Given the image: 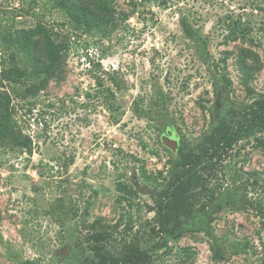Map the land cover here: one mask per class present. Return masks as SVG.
I'll list each match as a JSON object with an SVG mask.
<instances>
[{
  "label": "rangeland",
  "instance_id": "374dc122",
  "mask_svg": "<svg viewBox=\"0 0 264 264\" xmlns=\"http://www.w3.org/2000/svg\"><path fill=\"white\" fill-rule=\"evenodd\" d=\"M116 6L115 25L102 35L75 31L49 0H0V23L43 21L69 44L63 79L26 99L16 96L19 85L6 86L17 129L32 143L31 150L0 147V264H69L72 229L86 207L88 221L122 220L120 235L136 234L151 264H264V228L250 206H227L218 194L174 234L155 237L157 213L148 208L177 160L212 131L224 109L264 92V0H117ZM182 17L199 41L184 33ZM232 21L249 29L246 37L228 38ZM244 63L256 69L249 74ZM169 130L180 137L177 151L162 142ZM221 164L231 167L219 171L225 186L235 170L242 181L253 183L254 173L264 181V146L253 136L242 140ZM250 183L240 194L255 199L259 191ZM216 241L223 257L214 258ZM239 241L250 247L235 254Z\"/></svg>",
  "mask_w": 264,
  "mask_h": 264
},
{
  "label": "trees",
  "instance_id": "16d2710c",
  "mask_svg": "<svg viewBox=\"0 0 264 264\" xmlns=\"http://www.w3.org/2000/svg\"><path fill=\"white\" fill-rule=\"evenodd\" d=\"M51 7L61 11L67 23L75 30L85 33L106 35L115 25L117 0H49ZM181 24L184 33L195 41H199V33L186 17ZM249 29L241 22L230 23L228 38L246 37ZM69 44L64 34L54 25L39 21L29 27H15L8 21L0 23V147H28L31 141L17 129L13 97L6 89L8 84L22 87L16 96L26 99L36 97L44 90L52 79L61 80L65 75V61ZM246 50L241 55L246 56ZM250 74L256 67L243 64ZM253 69V70H252ZM227 88L231 79L221 77ZM250 76L246 78L249 81ZM250 93L254 91L250 89ZM148 115L149 111H142ZM264 92L246 103H231L221 114L212 131L195 146L191 153L179 158L175 164L169 181L161 188L154 199V205H148L150 211L156 210V220L152 227L153 235H172L195 216V209L205 211L208 204L220 194L227 206L249 207L260 217L264 228V181L258 173L253 183L242 181L239 171L229 175L230 183L219 177L222 166L231 170L229 165L221 162L234 150L237 143L249 140L252 136L258 146H264ZM206 174V177H205ZM207 175L214 179L209 186ZM249 183L258 192L255 199H248L240 194L248 188ZM126 185L119 183L118 190L122 198L133 206V200L125 195ZM207 198L202 200L201 195ZM171 210H167L169 205ZM89 209L82 213L79 225L72 229V242L75 254L70 257L69 264H151L152 255L142 247L141 239L132 234L129 238L120 235V220L114 225L102 223L100 220L88 221ZM127 225L125 232L133 230ZM79 230L80 235L77 233ZM207 234L216 239L211 229ZM250 247L249 241L233 243L235 254L244 253ZM214 258L223 257L220 246L214 243Z\"/></svg>",
  "mask_w": 264,
  "mask_h": 264
},
{
  "label": "water",
  "instance_id": "95a60500",
  "mask_svg": "<svg viewBox=\"0 0 264 264\" xmlns=\"http://www.w3.org/2000/svg\"><path fill=\"white\" fill-rule=\"evenodd\" d=\"M168 135H163L162 136V142L169 147L173 151H177L180 147V137L178 136L177 133L169 130ZM146 192H151L150 189L145 190Z\"/></svg>",
  "mask_w": 264,
  "mask_h": 264
}]
</instances>
